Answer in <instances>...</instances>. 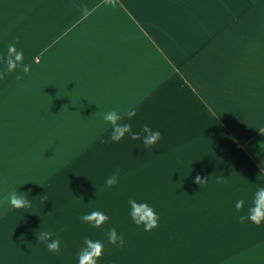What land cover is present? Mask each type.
<instances>
[{"label":"crops","instance_id":"0c3cea01","mask_svg":"<svg viewBox=\"0 0 264 264\" xmlns=\"http://www.w3.org/2000/svg\"><path fill=\"white\" fill-rule=\"evenodd\" d=\"M96 133L167 187L81 238ZM0 264H264V0H0Z\"/></svg>","mask_w":264,"mask_h":264},{"label":"rangeland","instance_id":"374dc122","mask_svg":"<svg viewBox=\"0 0 264 264\" xmlns=\"http://www.w3.org/2000/svg\"><path fill=\"white\" fill-rule=\"evenodd\" d=\"M95 121L96 126L100 125L102 117L96 115ZM95 135L98 136V139H95L96 147L93 149L82 148V144L85 143L80 142V148L64 147L63 150H57L64 161H69L71 157L79 158L78 165L73 164L72 166L73 172L78 173L76 182H78L79 190H84V193H80L77 204L85 212H88V218H84L83 221V230H80L81 238H86L92 232L96 238L102 237L104 232L113 231L110 227L118 226L119 222L123 220L144 219L149 214L136 211L135 206L150 203V201L149 198H146L148 201H145V198L137 197V191L150 188H158L163 191L167 187L165 177L169 169L166 165H138L137 171L140 173L138 179L135 180L134 175L130 174L134 172L136 166L119 165L118 163L105 164L104 149L101 147L103 144L101 135L103 134L96 133ZM53 152L56 150H46L48 156ZM107 154L110 156L107 160H118L112 157L114 149L107 150ZM70 166L64 167L67 169ZM152 174H156V180L151 181ZM124 176L129 178L132 176V179H123ZM161 200L165 201L166 197H159L157 203L162 204Z\"/></svg>","mask_w":264,"mask_h":264}]
</instances>
